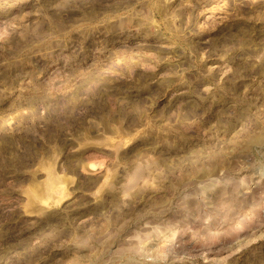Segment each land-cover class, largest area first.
<instances>
[{
    "label": "rangeland",
    "instance_id": "1",
    "mask_svg": "<svg viewBox=\"0 0 264 264\" xmlns=\"http://www.w3.org/2000/svg\"><path fill=\"white\" fill-rule=\"evenodd\" d=\"M0 264H264V0H0Z\"/></svg>",
    "mask_w": 264,
    "mask_h": 264
}]
</instances>
